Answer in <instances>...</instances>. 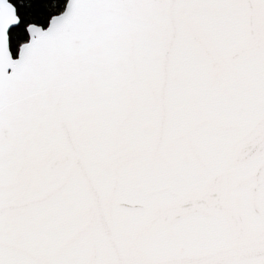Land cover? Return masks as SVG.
Here are the masks:
<instances>
[{
    "label": "snow or ice",
    "instance_id": "1",
    "mask_svg": "<svg viewBox=\"0 0 264 264\" xmlns=\"http://www.w3.org/2000/svg\"><path fill=\"white\" fill-rule=\"evenodd\" d=\"M0 264H264V0H0Z\"/></svg>",
    "mask_w": 264,
    "mask_h": 264
}]
</instances>
